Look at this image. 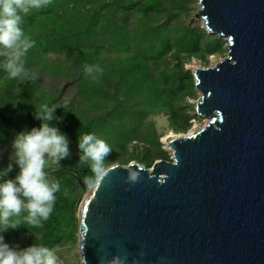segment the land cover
I'll return each instance as SVG.
<instances>
[{
  "label": "trees",
  "instance_id": "obj_1",
  "mask_svg": "<svg viewBox=\"0 0 264 264\" xmlns=\"http://www.w3.org/2000/svg\"><path fill=\"white\" fill-rule=\"evenodd\" d=\"M196 3L51 0L22 14L20 26L34 41L25 57L30 75L9 78L0 57V120L17 133L30 131L42 124L35 118L41 105L57 107L50 124L67 136L74 151L45 170L49 180L60 182V190L43 226L27 224V213L13 218L21 224L16 229L2 232L0 226L10 247L37 244L56 252L77 246L84 196L77 178H95L90 166L79 162V135L95 133L109 145L107 168L136 162L150 169L159 160L171 161L152 118L162 117L167 129L186 134L194 120L191 101L197 98L186 67L193 60L207 65L209 56L228 53L223 38L191 22ZM85 64L101 71L86 74Z\"/></svg>",
  "mask_w": 264,
  "mask_h": 264
},
{
  "label": "water",
  "instance_id": "obj_2",
  "mask_svg": "<svg viewBox=\"0 0 264 264\" xmlns=\"http://www.w3.org/2000/svg\"><path fill=\"white\" fill-rule=\"evenodd\" d=\"M198 2L194 21L228 50L192 72L209 122L169 142L170 162L77 178L81 264H264V0Z\"/></svg>",
  "mask_w": 264,
  "mask_h": 264
},
{
  "label": "clouds",
  "instance_id": "obj_3",
  "mask_svg": "<svg viewBox=\"0 0 264 264\" xmlns=\"http://www.w3.org/2000/svg\"><path fill=\"white\" fill-rule=\"evenodd\" d=\"M51 0H0V57L4 58V69L11 79H24L30 73L25 67V57L34 47V41L21 28L22 14L48 6ZM86 74L101 71L99 67L85 64ZM35 78V74H31ZM195 80V79H194ZM196 83V82H195ZM196 86V84H195ZM57 107L47 104L35 111V118L42 121L40 127L19 132L12 142L14 150L10 160L19 167L14 179L0 180V226L3 231L20 226L21 217L33 226L42 227L53 212L56 193L60 190L58 180H49L45 172L48 161L60 163L70 155L69 140L57 127L50 124ZM79 162L88 164L95 178L88 184L97 187L108 173L105 159L111 153L109 145L95 133L79 135ZM0 170V178L7 177L13 163ZM135 173L131 179H135ZM0 232V233H2ZM0 264H61L53 249L33 244L24 249L10 247L0 235ZM111 264H125L124 259H113Z\"/></svg>",
  "mask_w": 264,
  "mask_h": 264
},
{
  "label": "rangeland",
  "instance_id": "obj_4",
  "mask_svg": "<svg viewBox=\"0 0 264 264\" xmlns=\"http://www.w3.org/2000/svg\"><path fill=\"white\" fill-rule=\"evenodd\" d=\"M193 8H195V12L193 14L191 22L198 23L202 27L201 21H199V20L194 21V17L198 14V12L200 10L198 0H197V3L193 6ZM225 46H226V42H225ZM226 57H227V55H225L224 57H220V56H216V55L209 56L207 65L202 64L200 61L193 60L190 64H188V66L186 67V70L192 73L197 68H210V67H213V66L219 64L220 62H222ZM195 90H196L197 98L195 100L191 101V103L195 105L194 120L191 122L192 123L191 129L186 134H189L191 132L195 133V132L199 131L201 128H203L206 125L205 122L207 121V119H205L204 117H202V118L199 117L198 114L196 113V107L198 106V103H200V96L201 95H200V93H198L197 88H195ZM190 98H194V96H192ZM189 100L190 99L188 98V101ZM152 121H154L156 123L159 136H161L160 142L162 145V149L164 151L168 152V154L170 156V160H171L172 150L168 146L169 142L175 136H181V135H186V134H177L175 132H172L170 129H167V128H169L168 124L166 123L165 119L162 117L152 118ZM11 129L12 128L7 126V124L4 123V121L2 122L0 120V170L5 169L7 167V165L10 162H12L10 160V156H11L12 152L14 151L12 149V142L14 141V139L18 133L15 130H13V129L11 130ZM151 145L154 146V144H151ZM71 148H73V147L69 143L70 154H72ZM153 149H156V148H153ZM73 151H74V148H73ZM110 158H112V157L109 154V156L106 157L105 160H108ZM162 161H164V160H162ZM12 163H13V170L8 174L7 179H10V177L12 179H14L15 176L19 172L18 165H16L14 162H12ZM54 163H56V162L48 161L46 166H45V170L48 168L54 167ZM134 163H136V162H134ZM85 196H86V193L84 192V196H83V198L79 204V208H78L79 211H80V208H81V205H82V202H83ZM56 255L59 257L61 264H81V256L79 254V251L77 250V246L74 248L70 247L68 249L58 250V251H56Z\"/></svg>",
  "mask_w": 264,
  "mask_h": 264
},
{
  "label": "bare ground",
  "instance_id": "obj_5",
  "mask_svg": "<svg viewBox=\"0 0 264 264\" xmlns=\"http://www.w3.org/2000/svg\"><path fill=\"white\" fill-rule=\"evenodd\" d=\"M207 122H209V120H208V119H207V121H206L205 123L207 124ZM189 134H194V133H192V132H191V133H189ZM174 138H176V137H174ZM174 138H173V139H174Z\"/></svg>",
  "mask_w": 264,
  "mask_h": 264
},
{
  "label": "crops",
  "instance_id": "obj_6",
  "mask_svg": "<svg viewBox=\"0 0 264 264\" xmlns=\"http://www.w3.org/2000/svg\"><path fill=\"white\" fill-rule=\"evenodd\" d=\"M8 177H3V178H0V180H3V179H7ZM10 179H12L11 177H10Z\"/></svg>",
  "mask_w": 264,
  "mask_h": 264
}]
</instances>
